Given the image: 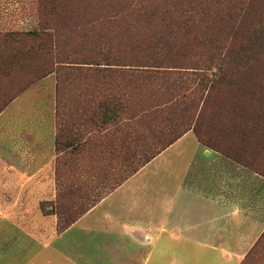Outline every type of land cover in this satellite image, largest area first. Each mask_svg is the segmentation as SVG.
Returning <instances> with one entry per match:
<instances>
[{"label": "rangeland", "instance_id": "rangeland-1", "mask_svg": "<svg viewBox=\"0 0 264 264\" xmlns=\"http://www.w3.org/2000/svg\"><path fill=\"white\" fill-rule=\"evenodd\" d=\"M62 2L58 16L67 19L54 43L45 37L13 36L40 29L38 0H0V114L50 77L48 84L55 83L61 104L59 148L73 147L62 157L57 172L56 201L41 204L47 218L37 220L36 257L30 264H236L225 250H212L214 242L204 237L212 211L209 200L178 198L175 190L181 168L198 161L190 154L205 146L231 148L226 153L234 160L226 158L240 166L238 177L244 179V225L256 232L243 236L247 241L251 238L242 264H264V239L257 243L264 234V48L239 55L251 59L249 66L225 70L215 85L218 99L199 128L194 112L181 113L180 108L165 105L177 96L192 100L207 94L210 83L201 86L194 75L205 71L207 62L220 56L227 65L245 62L236 52L249 49L253 25L264 26V0H255L247 15L238 19V36L228 33L235 16L226 17L222 6L203 11L192 32L183 24L186 16L181 7L162 6L149 25H139L137 12L129 21L115 18L107 2L78 0L69 7L66 0ZM6 32L12 33L5 36ZM154 34L180 47L161 53L165 60L161 71L173 75L155 88L144 80L156 69L137 67L140 62L150 66ZM208 74L222 77L216 67ZM176 80L182 89L172 85ZM188 133V144H181L184 150L162 155L166 146ZM257 178L258 199L257 187L252 188ZM161 185L171 191V210L158 206Z\"/></svg>", "mask_w": 264, "mask_h": 264}, {"label": "crops", "instance_id": "crops-1", "mask_svg": "<svg viewBox=\"0 0 264 264\" xmlns=\"http://www.w3.org/2000/svg\"><path fill=\"white\" fill-rule=\"evenodd\" d=\"M50 80V77L46 78L40 87L22 93L0 114V264H21L22 261L30 264L33 255L35 260L37 220L47 218L41 211V204L56 201L57 172L62 157L73 149L59 148L62 138L58 110L61 104L55 83L48 84ZM189 137L191 134H186L162 155L172 149L181 152L186 148L181 144ZM182 155L186 156L184 152ZM190 155L198 156V161L188 163L187 168L179 171L181 182L175 188L178 198L209 200L212 211L208 214L204 237L214 242L212 250H225L228 256L236 259V264H242L248 254L245 246L251 238L247 241L243 236H253L256 232L244 225L246 200L241 191L244 179L239 178L237 172L240 166L221 153L204 147H195ZM255 182L252 188L254 191L257 187L258 199L260 179ZM161 186L162 200L158 206L166 210L172 206L171 191ZM254 196L253 193L252 206ZM251 208L253 211L254 207ZM45 229L48 234L49 229ZM233 236L236 240L230 244L229 241L235 239Z\"/></svg>", "mask_w": 264, "mask_h": 264}, {"label": "trees", "instance_id": "trees-1", "mask_svg": "<svg viewBox=\"0 0 264 264\" xmlns=\"http://www.w3.org/2000/svg\"><path fill=\"white\" fill-rule=\"evenodd\" d=\"M67 1V5L66 6H70V5H75V3L78 2V0H66ZM81 2L84 0H80ZM86 2L89 1H93V0H85ZM98 2H107L108 4H111L110 8L112 9V12H114V17L115 18H120L122 20H131L133 17H135V12L138 13V15L135 18V23L139 24V25H143V24H150V19L152 18H156L157 15L159 14V10L162 6L164 7H169L171 9H176L177 7H181V11L184 12L185 10V16H183V18L185 19L184 21V26L186 28V30L188 31H195L197 29V23H196V18L203 14V11L205 10H212L213 8L216 9H220L221 6L226 8V17L231 18L235 16V24L233 27H228V33L230 34H234L232 36H235V34L238 36L239 35V30H240V25H239V20L240 18H244L247 13L249 12V10L252 8V6L255 3V0H227V3H224V0H221V2H219V0H96ZM38 15H39V24H40V29L38 30H31V31H27V32H17L15 33L13 36H21V37H35V38H41V37H45V38H50L51 41L54 43H57V36L60 35L62 36L61 32L63 30L64 26H60L61 23L64 24V22L66 21L67 18L65 17H60L58 16L59 14V8L63 5L62 0H38ZM123 5L124 8L122 11L118 12L117 11V7ZM135 6V10L133 9L134 12L129 13L128 10L131 9L132 7ZM51 10V13L49 14H44L43 11L44 10ZM138 9V11H137ZM209 18V16H207V19ZM221 21L225 22L226 24L227 21L223 16H220ZM172 22V21H171ZM173 25V24H172ZM60 26V27H59ZM50 27V28H49ZM59 27V28H58ZM173 27L170 28V32L173 31ZM253 30L251 32V44L249 45V49H245V48H240L236 53L238 55V59H245L241 56H239L242 52H254L255 49L258 46H261L262 48H264V26H262L260 28V26L256 29V26L253 25L252 26ZM221 32H225L221 31ZM220 32V33H221ZM12 33V32H11ZM11 33L6 32L5 36H9ZM219 33V34H220ZM58 34V35H57ZM207 36H209L207 34ZM152 39V43H151V49L154 50V56L149 58V62L151 63L150 66H142V62H140L137 67H153L154 69H156L153 72L147 73V80H144L146 82H148L150 84V86L155 85V87H157V85L162 84L165 80L169 79L170 76H172L173 74L171 73V71H161L163 70L164 66V59H160L161 53L164 51H173L175 49V47H178V45L174 46L173 43H170L168 39L166 38H156V35L154 34L153 36H151ZM180 47H178L179 49ZM222 51V49H219ZM232 50V49H229ZM228 53H230V51H228ZM262 54L264 55V53L262 52ZM219 55H217L218 57ZM68 57V58H67ZM67 61H70V56H67ZM247 59V60H246ZM245 62H239V60H236L234 62H232L230 65L225 64V57H221L215 58L213 60H211L210 62H207L203 67L204 70H200L201 73H197L194 74L196 75L200 82V85L203 86L205 83H210V88L209 91H207V94L205 93L203 96H201L200 98H193L192 100H189L191 97L184 95L180 98H178V96L176 98H174L171 101L165 102V105H169L168 107L171 108H180V110H182L181 113H189V112H194L197 119H196V124L195 127L199 128V123L201 122V120L205 117V115L210 112L211 107L213 106V101L215 102L218 98L215 93V85L219 84L222 79L225 76V70L227 68H230L231 70H238L241 67H247L249 66V64H251V59L246 58ZM178 60H175L174 62H176ZM173 62V63H174ZM65 64L67 66H73L76 63L75 62H65ZM114 66H123L122 64H116ZM217 68L219 70V73L222 74V77H217L213 74H211V77L215 76L216 79L214 80H210L211 77H209L208 72H212V70L214 68ZM170 68V67H169ZM173 69H175L174 67H172ZM196 70V69H195ZM156 81H160V82H156ZM166 83V81L164 82ZM173 86H176L178 89H182L183 88V84L180 83L178 80L173 81L172 82ZM168 89V86H165V91ZM164 91V92H165ZM218 97L221 96L220 92L218 91ZM178 98V99H177ZM170 103H172V105L170 106ZM221 107V106H220ZM264 112V110H263ZM192 114V113H191ZM175 143V142H174ZM169 144L167 147L171 146L172 144ZM209 149H212L216 152L221 153L222 155L231 158L228 156V153H226V151L231 148H226L224 150L219 149L217 147L213 148V147H208L205 146ZM233 159V158H231ZM234 160V159H233ZM263 235V236H262ZM259 238V240L257 241V243H259L262 239H264V234H262ZM261 243V242H260ZM259 243V244H260ZM257 245V244H256ZM255 245V247L253 248L254 250L257 248ZM259 246V245H258ZM252 254L254 253L253 251H251ZM250 252V253H251Z\"/></svg>", "mask_w": 264, "mask_h": 264}]
</instances>
